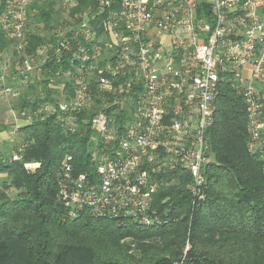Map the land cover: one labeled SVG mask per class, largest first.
Segmentation results:
<instances>
[{
  "label": "built area",
  "instance_id": "2783aa9c",
  "mask_svg": "<svg viewBox=\"0 0 264 264\" xmlns=\"http://www.w3.org/2000/svg\"><path fill=\"white\" fill-rule=\"evenodd\" d=\"M45 4L57 13L50 30L34 19L32 6ZM77 7V0H3L0 13L17 56L9 64L2 55L0 91L12 94L8 81L17 80V98L34 84L56 93L55 102L18 115L28 124L57 110L73 133L77 116L95 109L85 121L96 140L92 172L75 174L67 154L55 173L67 218L86 213L160 225L152 197L171 186L175 170L189 175L191 196L203 201L213 156L206 133L223 82L242 98L246 148L264 173V0H95ZM33 36L44 41L28 54ZM33 167L39 165H25Z\"/></svg>",
  "mask_w": 264,
  "mask_h": 264
},
{
  "label": "trees",
  "instance_id": "16d2710c",
  "mask_svg": "<svg viewBox=\"0 0 264 264\" xmlns=\"http://www.w3.org/2000/svg\"><path fill=\"white\" fill-rule=\"evenodd\" d=\"M77 1L76 12L95 4ZM32 8L38 11L36 22L50 30L57 15L51 5ZM43 41L33 36L26 53ZM14 45L0 25V58L9 51L15 57ZM40 85L21 91L18 113L55 102L56 93L45 87L40 93ZM94 112H81L73 133L59 123L57 110L44 119L32 118L18 130L24 146L20 160L12 162L8 150L0 155V173L17 191L15 199L0 192V264H264V173L247 151L244 104L228 82L219 87L214 122L206 133L213 156L204 169L205 199H193L188 174L171 172V186L152 197V211L162 223L149 228L86 213L69 219L57 200L55 173L65 155L73 157L75 174L92 172L89 158L96 140L85 121ZM4 129L0 126V132ZM26 163L39 167L28 173Z\"/></svg>",
  "mask_w": 264,
  "mask_h": 264
},
{
  "label": "rangeland",
  "instance_id": "374dc122",
  "mask_svg": "<svg viewBox=\"0 0 264 264\" xmlns=\"http://www.w3.org/2000/svg\"><path fill=\"white\" fill-rule=\"evenodd\" d=\"M8 54H6V58L8 59L9 64H12L14 61V56L11 54V52H7ZM14 91L12 94H3L0 91V103H3L4 106L6 107L5 110L3 111V115L1 117V120L3 119V121L6 123L5 126L8 129V132H6V134L4 136H6V139L8 141V143L10 145H16L14 148H9L7 146V149L9 152L12 151V157H11V161L12 162H17L20 160L21 158V154L23 152L24 149H22L21 152L18 151L19 147L23 146L20 145L22 142V135L19 133V129L25 125H27V119L20 117V115H18L19 113L17 112V80L14 81ZM23 91H26V89H23ZM10 131V134H9ZM17 131V132H16ZM9 134V135H8ZM17 136H16V135ZM17 140V142H16ZM24 148V146H23ZM14 157H16V159H14ZM18 157V159H17ZM26 164H30V163H26ZM24 164V169L28 172V173H33L35 172V170L38 168H32V169H26ZM0 192L3 193L6 197H8L9 199H15L17 197V191L11 186V184L9 183V180L7 178V174L6 173H0ZM125 242L132 247V249L134 248V245L132 244V241L130 239L125 240ZM189 246L187 244L186 249H188ZM130 253H133V250H131Z\"/></svg>",
  "mask_w": 264,
  "mask_h": 264
},
{
  "label": "crops",
  "instance_id": "0c3cea01",
  "mask_svg": "<svg viewBox=\"0 0 264 264\" xmlns=\"http://www.w3.org/2000/svg\"><path fill=\"white\" fill-rule=\"evenodd\" d=\"M2 4H3V0H0V7H2ZM6 54L8 53H4V56H6ZM3 59V56L0 58V61H2ZM5 106L3 103H0V126H2L3 128H5L2 132H0V155L5 153L8 149H7V146L10 148H14L16 145H10L6 139V136H4L6 134V132H8V129L7 127L5 126V122L3 121V119L1 120V117L3 115V111L5 110ZM17 132V131H16ZM9 134H10V131H9ZM8 134V135H9ZM16 135V134H15ZM17 136V135H16ZM17 142V140H16ZM12 153V151H11Z\"/></svg>",
  "mask_w": 264,
  "mask_h": 264
}]
</instances>
